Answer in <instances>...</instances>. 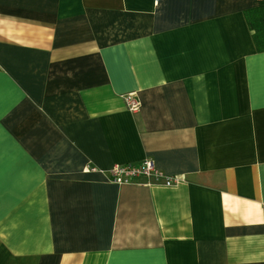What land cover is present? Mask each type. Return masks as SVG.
<instances>
[{"label": "crops", "instance_id": "0c3cea01", "mask_svg": "<svg viewBox=\"0 0 264 264\" xmlns=\"http://www.w3.org/2000/svg\"><path fill=\"white\" fill-rule=\"evenodd\" d=\"M254 5L0 0V264H264Z\"/></svg>", "mask_w": 264, "mask_h": 264}, {"label": "built area", "instance_id": "2783aa9c", "mask_svg": "<svg viewBox=\"0 0 264 264\" xmlns=\"http://www.w3.org/2000/svg\"><path fill=\"white\" fill-rule=\"evenodd\" d=\"M127 105L130 110L135 112L138 109L139 102L133 94L126 97ZM89 171H95V168L87 167ZM106 179L110 183L117 185H126L133 183L138 178L153 180L155 183L161 182L165 186H171L175 178L163 174L159 171L152 159H144L139 163L114 166L106 172Z\"/></svg>", "mask_w": 264, "mask_h": 264}, {"label": "trees", "instance_id": "16d2710c", "mask_svg": "<svg viewBox=\"0 0 264 264\" xmlns=\"http://www.w3.org/2000/svg\"><path fill=\"white\" fill-rule=\"evenodd\" d=\"M255 49L264 52V0H255L254 7L244 12Z\"/></svg>", "mask_w": 264, "mask_h": 264}]
</instances>
